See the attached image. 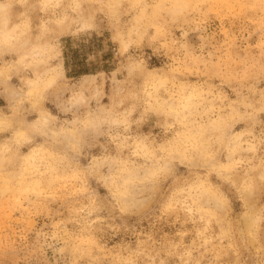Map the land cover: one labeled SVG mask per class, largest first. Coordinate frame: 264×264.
Wrapping results in <instances>:
<instances>
[{
	"label": "rangeland",
	"instance_id": "1",
	"mask_svg": "<svg viewBox=\"0 0 264 264\" xmlns=\"http://www.w3.org/2000/svg\"><path fill=\"white\" fill-rule=\"evenodd\" d=\"M0 264H264V0H0Z\"/></svg>",
	"mask_w": 264,
	"mask_h": 264
},
{
	"label": "bare ground",
	"instance_id": "2",
	"mask_svg": "<svg viewBox=\"0 0 264 264\" xmlns=\"http://www.w3.org/2000/svg\"><path fill=\"white\" fill-rule=\"evenodd\" d=\"M181 5H182V3H181ZM145 6V5H144ZM5 7V6H4ZM145 8V7H144ZM15 31V30H14ZM12 35V34H11ZM7 36H9V35H7ZM36 88V87H35ZM38 89V88H37ZM192 91V90H191ZM38 93V92H37ZM38 95V94H37ZM39 95H40V93H39ZM39 97V96H38ZM189 102H190V100H189V98H188V100H187V102H186V104L188 103V105H189ZM226 119V118H225ZM227 121V120H226ZM223 124V123H222ZM228 127V126H227ZM226 128V127H225ZM76 130V129H75ZM70 132H68V134H69ZM191 133V132H190ZM78 135H79V133H77ZM76 135V134H75ZM72 136V135H71ZM77 136V135H76ZM230 136V135H229ZM75 137V136H74ZM79 137V136H78ZM233 137V136H232ZM76 138V137H75ZM78 140H76V142H77ZM79 142V141H78ZM77 144V143H76ZM2 170V169H1ZM8 172H9V170H8ZM134 172H137L136 170L134 171ZM10 173H11V171H10ZM11 175H13V173H11ZM10 176V175H9ZM11 177V176H10ZM133 193H134V191H133ZM251 195V194H250ZM248 200V199H247ZM255 202V201H254ZM251 205V204H250Z\"/></svg>",
	"mask_w": 264,
	"mask_h": 264
}]
</instances>
